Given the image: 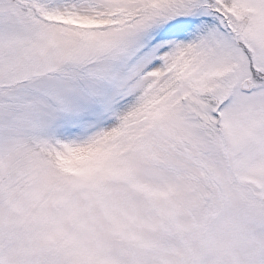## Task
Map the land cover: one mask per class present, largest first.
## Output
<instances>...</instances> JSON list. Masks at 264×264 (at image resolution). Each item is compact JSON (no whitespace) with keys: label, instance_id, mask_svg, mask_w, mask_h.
<instances>
[{"label":"snow or ice","instance_id":"1","mask_svg":"<svg viewBox=\"0 0 264 264\" xmlns=\"http://www.w3.org/2000/svg\"><path fill=\"white\" fill-rule=\"evenodd\" d=\"M0 264H264V0H0Z\"/></svg>","mask_w":264,"mask_h":264}]
</instances>
